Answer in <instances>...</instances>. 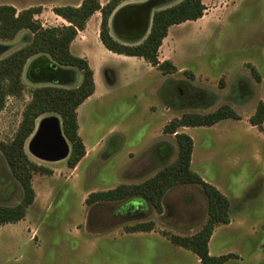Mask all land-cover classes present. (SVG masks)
<instances>
[{
    "label": "rangeland",
    "instance_id": "374dc122",
    "mask_svg": "<svg viewBox=\"0 0 264 264\" xmlns=\"http://www.w3.org/2000/svg\"><path fill=\"white\" fill-rule=\"evenodd\" d=\"M80 1L0 0V4H13L18 11L40 6L35 18L46 27L65 23L53 7ZM203 1L206 9L200 18L170 26L162 40L159 61L176 66L168 74L141 58L106 50L97 36L100 13L92 15L86 32L78 36L83 45H70L72 54L89 55L95 70L94 93L77 108L78 134L87 153L71 169L65 159H36L25 143L28 156L52 173L32 177L35 197L25 217L0 226V264H200L192 252L170 242L158 243L141 234L124 236L125 226L147 220L154 222L157 235L195 232L206 218L200 186L168 189L162 213L139 197L90 205L84 198L90 191L152 176L162 166L160 142L171 147L166 163L175 158L174 136L163 133V125L183 113H208L224 104L241 118L186 130L193 140L191 170L229 202L230 221L215 227L208 250L211 255H235L223 264H264V123L260 130L247 120L257 103H264V0ZM28 35L22 30L12 40H0L8 45L0 58L23 46ZM25 67L23 99L8 97L0 111V140L14 135L30 89L51 84L32 79ZM65 69L77 74L71 86L79 84L80 73ZM46 115L58 116H42ZM20 197V187L0 155V204L13 205Z\"/></svg>",
    "mask_w": 264,
    "mask_h": 264
},
{
    "label": "trees",
    "instance_id": "16d2710c",
    "mask_svg": "<svg viewBox=\"0 0 264 264\" xmlns=\"http://www.w3.org/2000/svg\"><path fill=\"white\" fill-rule=\"evenodd\" d=\"M126 0H81L78 5H59L53 12L66 23L56 26H42L35 15L40 6H32L19 11L10 4H0V40L9 41L22 30L29 35L25 44L0 58V111L8 97L23 99L25 89L22 73L26 62L37 55H46L55 63L73 67L80 73L79 84L71 87L44 84L32 87L30 97L25 102L18 127L9 140H0V155L3 157L11 177L20 187V200L13 205L0 204V226L23 219L27 208L33 203L35 191L32 177L35 174L49 175L52 170L32 160L25 150V143L43 114L55 113L61 120L64 136L70 144V152L65 159L68 168H74L86 153L85 145L78 134L77 108L95 89L93 70L85 57L70 52V43L77 32L85 28L87 20L95 12L100 13L98 39L109 51L126 56L142 58L161 74L173 73L176 66L169 60L159 61L158 51L170 26L200 18L206 6L203 0H179L178 2L154 10L147 35L138 43H124L115 39L109 28V18L113 10ZM251 71L258 80L254 67ZM227 118L240 119L230 106L222 105L208 113H183L170 119L162 132L173 134L175 158L166 163L171 147L160 142L158 155L162 166L150 177L137 183L118 184L105 190L91 191L84 198L87 205L98 202H116L126 198L139 197L157 213L163 211L162 200L168 189L178 185H198L206 201V218L201 227L191 234L162 232L169 242L192 252L201 264H223L232 253L211 255L208 250L209 238L218 224L229 222V202L215 186L205 181L190 168L193 148L192 138L178 131L182 126H211ZM264 103L259 101L248 117V122L262 129ZM27 147V146H26ZM155 228L152 220L138 221L124 227L126 232L150 231Z\"/></svg>",
    "mask_w": 264,
    "mask_h": 264
},
{
    "label": "water",
    "instance_id": "95a60500",
    "mask_svg": "<svg viewBox=\"0 0 264 264\" xmlns=\"http://www.w3.org/2000/svg\"><path fill=\"white\" fill-rule=\"evenodd\" d=\"M170 0H137L118 5L109 18V28L116 39L124 43H138L143 39L151 26L154 10ZM8 49V45L0 43V55ZM52 61L45 55L31 59L26 65L25 73L32 79L53 85H72L76 72ZM35 123L31 135L26 141L28 152L41 160L52 161L66 159L70 152V144L64 136L59 116L46 115ZM46 119H49L48 122Z\"/></svg>",
    "mask_w": 264,
    "mask_h": 264
},
{
    "label": "crops",
    "instance_id": "0c3cea01",
    "mask_svg": "<svg viewBox=\"0 0 264 264\" xmlns=\"http://www.w3.org/2000/svg\"><path fill=\"white\" fill-rule=\"evenodd\" d=\"M204 2V1H203ZM79 3H77V4H75V5H78ZM64 5V4H63ZM66 5V4H65ZM70 5H72V4H70ZM12 6H14L13 4H12ZM18 11V10H17ZM96 14L97 13H99L98 11L97 12H95ZM94 13V14H95ZM94 14H92V15H94ZM92 15H91V17H92ZM61 21H64L65 22V20H63L60 16H58V15H56ZM90 17V18H91ZM90 18L87 20V22H86V24H85V28L83 29V30H80V31H78L77 32V35L75 36V38L72 40V42H75L76 44H80V45H83V43H84V41L83 40H78V36L81 34V33H85L86 32V28H87V25H88V23H89V20H90ZM99 22H100V19L98 18V20H97V22H96V26H97V36H98V26H99ZM66 23V22H65ZM72 42L70 43V45L72 44ZM105 48V47H104ZM107 50V49H106ZM109 51V50H108ZM111 52V51H110ZM111 53H113V52H111ZM113 54H117V53H113ZM117 55H120V56H126V55H123V54H117ZM34 57H36V56H34ZM34 57H32V59L34 58ZM83 57H85L86 59H87V61H88V63H89V65H90V67L91 68H93L92 67V65H91V63H90V59H89V55H83ZM126 58H140V57H136V56H128V57H126ZM142 59V58H141ZM31 60V59H30ZM29 60V61H30ZM29 61H28V63H29ZM147 63V62H146ZM26 65V64H25ZM26 68V67H25ZM93 70V78H94V69H92ZM95 79V78H94ZM95 83V82H94ZM75 86V85H74ZM68 87V86H67ZM69 87H71V85L69 86ZM95 90V89H94ZM94 93V92H93ZM92 95V94H91ZM90 95V96H91ZM250 116V115H249ZM248 116V117H249ZM241 117V116H240ZM248 117H247V120H248ZM228 119V118H227ZM220 121H222V120H220ZM219 122V121H218ZM217 123V122H216ZM215 123V124H216ZM263 123H264V120H263V122H262V125H263ZM214 125V124H213ZM251 125V124H250ZM164 126V125H163ZM212 126V125H211ZM211 126H194V127H190V126H182V127H180V128H178V131L180 130V132H184V133H186L187 131L186 130H189V129H192V128H202V127H211ZM253 126V125H252ZM254 127H256V126H254ZM257 128V127H256ZM262 129H263V127H262ZM261 129V130H262ZM183 130V131H182ZM190 136V135H189ZM191 137V136H190ZM193 141V140H192ZM193 149V148H192ZM85 150H86V153H87V149H86V146H85ZM85 153V154H86ZM192 154V153H191ZM85 156V155H84ZM83 156V157H84ZM190 164H191V160H190ZM76 167V166H75ZM206 181V180H205ZM135 183H137V182H135ZM105 189H108V188H105ZM105 189H101V190H105ZM91 192V191H90ZM166 194V193H165ZM87 196V195H86ZM165 196V195H164ZM163 200H164V197H163ZM163 200H162V207L164 208V205H163ZM133 207H135V205L133 206ZM162 213V212H161ZM229 221H230V216H229ZM229 223V222H228ZM219 225V224H218ZM217 226V225H216ZM215 226V227H216ZM155 229V228H154ZM150 230V231H136V232H126L125 230H124V236H127V235H138V234H141V235H143V236H150L154 241H156V242H158V243H162V242H165V243H169V240L164 236V235H162V234H160V235H157L154 231L155 230ZM199 229V228H198ZM197 229V230H198ZM215 229V228H214ZM213 232H214V230H213ZM213 232H212V234H213ZM191 234V233H190ZM212 234H211V236H212ZM210 236V237H211ZM210 239V238H209ZM196 260L199 262V260H198V258L196 257ZM201 264V263H200Z\"/></svg>",
    "mask_w": 264,
    "mask_h": 264
},
{
    "label": "bare ground",
    "instance_id": "6f19581e",
    "mask_svg": "<svg viewBox=\"0 0 264 264\" xmlns=\"http://www.w3.org/2000/svg\"><path fill=\"white\" fill-rule=\"evenodd\" d=\"M43 120L44 118H42V117H40L39 119H38V121H37V125H38V123L40 122V120ZM48 122H50V120L49 119H46ZM33 157H35V156H33ZM36 158V157H35ZM36 159H39V158H36ZM39 160H41V159H39ZM62 160H64V158H61V159H59V160H52V161H47V162H59V161H62ZM41 161H46V160H41Z\"/></svg>",
    "mask_w": 264,
    "mask_h": 264
},
{
    "label": "flooded vegetation",
    "instance_id": "af4514ba",
    "mask_svg": "<svg viewBox=\"0 0 264 264\" xmlns=\"http://www.w3.org/2000/svg\"><path fill=\"white\" fill-rule=\"evenodd\" d=\"M159 160H161L160 158H159ZM136 208V207H135Z\"/></svg>",
    "mask_w": 264,
    "mask_h": 264
}]
</instances>
